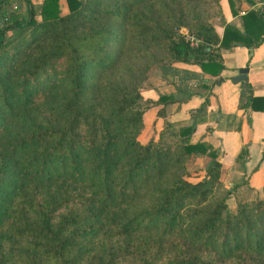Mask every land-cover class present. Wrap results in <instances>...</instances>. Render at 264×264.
Instances as JSON below:
<instances>
[{
	"label": "trees",
	"instance_id": "trees-1",
	"mask_svg": "<svg viewBox=\"0 0 264 264\" xmlns=\"http://www.w3.org/2000/svg\"><path fill=\"white\" fill-rule=\"evenodd\" d=\"M65 1L0 0V264H264V163L230 210L216 149L192 124L146 127L139 91L152 70L200 79L179 63L216 75L219 48L264 37L261 13L219 35V0ZM242 83L238 106L264 110Z\"/></svg>",
	"mask_w": 264,
	"mask_h": 264
},
{
	"label": "crops",
	"instance_id": "crops-1",
	"mask_svg": "<svg viewBox=\"0 0 264 264\" xmlns=\"http://www.w3.org/2000/svg\"><path fill=\"white\" fill-rule=\"evenodd\" d=\"M231 1L234 10L228 0H219L222 20L212 22L219 35L227 22L241 28V15L248 8L257 10L264 17V0ZM29 2L37 14L42 0ZM15 3L19 11L27 13L26 0ZM57 3L60 13H65L66 1L57 0ZM218 52L222 68L216 75L202 72L194 64L179 63V67L197 73L200 79L184 78L179 82L177 78L165 80L160 77V86L150 87L146 93L149 102L144 113L145 126L153 123L158 129L163 118L174 126L192 124L190 141L209 142L216 149L223 177L226 180L231 176L239 178L230 181L231 190L235 186L242 193L249 190L259 193L263 183L264 110L239 107L238 95L245 87L242 81L247 82L249 94L264 95V37L254 46L234 45L219 48ZM239 67H246V78L232 81L230 78L237 74ZM161 94L172 95L164 107V117L156 114L162 104L157 99Z\"/></svg>",
	"mask_w": 264,
	"mask_h": 264
},
{
	"label": "rangeland",
	"instance_id": "rangeland-1",
	"mask_svg": "<svg viewBox=\"0 0 264 264\" xmlns=\"http://www.w3.org/2000/svg\"><path fill=\"white\" fill-rule=\"evenodd\" d=\"M15 2H16V0H11V2L5 6V8H4L5 12L3 14L4 16H8V14L12 11H19V7H17ZM19 12H21V11H19ZM22 15L25 16L26 13L25 14L22 13ZM5 21L6 20L1 18V16H0V23H3ZM213 21H217V18L216 17L212 18V22ZM180 31L182 33L187 32L184 27H180ZM9 35L10 34H8V36ZM159 80H160V75H159L158 71H156V70H152L151 72H149V74L145 78V81L142 83L141 87L139 88L140 94H141L143 100H145V103H148V101H146L148 99L146 93L148 92L150 87L155 88L156 86H160ZM206 161H207V157H203L200 160L199 159L198 160H196V159L195 160H192V159L189 160L187 165H188V168L191 170V172L187 176H191L193 179H196L197 177H199L200 176V169L195 168V167H200L202 165H205ZM238 179H239L238 177H234V176L232 177L231 176L229 179L227 178V180H226L223 177V172H221V169H220V180H221L223 186L225 188L229 189V194L226 197L225 202L227 204V207L230 210H234L236 203L238 201H243L245 199H249V198H253L255 196L261 195V191L259 193L258 192L250 193V190H249L248 192L244 191L242 193V191L236 190L235 186H233L232 187L233 189L231 190L230 181H236ZM229 197H230V199H229Z\"/></svg>",
	"mask_w": 264,
	"mask_h": 264
},
{
	"label": "water",
	"instance_id": "water-1",
	"mask_svg": "<svg viewBox=\"0 0 264 264\" xmlns=\"http://www.w3.org/2000/svg\"><path fill=\"white\" fill-rule=\"evenodd\" d=\"M245 72H246V67H239L237 69V74L234 75V76H232L230 79L232 81H238L240 79H243L244 80L246 78Z\"/></svg>",
	"mask_w": 264,
	"mask_h": 264
},
{
	"label": "built area",
	"instance_id": "built-area-1",
	"mask_svg": "<svg viewBox=\"0 0 264 264\" xmlns=\"http://www.w3.org/2000/svg\"><path fill=\"white\" fill-rule=\"evenodd\" d=\"M0 26H1V23H0ZM184 34H185V37L190 41L191 44L195 43L196 40L194 38H192L191 35L187 34V32Z\"/></svg>",
	"mask_w": 264,
	"mask_h": 264
}]
</instances>
